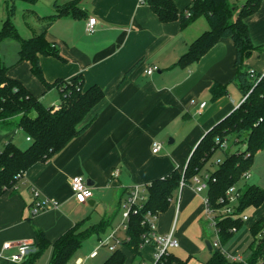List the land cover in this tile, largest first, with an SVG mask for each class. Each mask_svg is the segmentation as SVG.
Listing matches in <instances>:
<instances>
[{
	"label": "crops",
	"instance_id": "obj_1",
	"mask_svg": "<svg viewBox=\"0 0 264 264\" xmlns=\"http://www.w3.org/2000/svg\"><path fill=\"white\" fill-rule=\"evenodd\" d=\"M74 1L85 12L83 18L66 16L47 26L45 18L58 12L56 5ZM17 2H21L18 13L26 19L22 24L14 21L21 37L31 39L46 28V39L57 46L65 60L40 56L46 81L52 84L82 75L86 89L97 85L105 97L80 125L82 132L62 152L35 164L19 178L14 191L0 199V264H22L12 259L19 243L30 242L37 248V232L41 231L53 245L71 229L82 225L92 212L103 213L93 226L104 220L110 224L100 236L107 235L108 230L109 237L117 230L118 237L124 231L119 228L123 217L117 227L113 226L131 190L139 187L147 191L154 181L166 178L173 171L184 172L204 135L244 99L233 82L236 47L232 40H220L190 67L177 64L192 43L210 29L206 18L202 25H195L203 19L200 18L182 29L178 21L160 22L145 0H55L52 5L41 0L36 4ZM175 2L181 11L189 4V0ZM89 18L98 22L93 35L86 31ZM6 19L5 6L0 13V29ZM245 22L255 47L245 65L261 74L264 72V1L259 11ZM19 51L20 45L13 40L0 44V58L8 68V76L20 81L46 107L57 108L61 103L59 89L47 90L32 74L31 63L18 61ZM153 66L159 70L148 75L146 71ZM215 84L227 87L228 91V95L217 101L213 100L211 90ZM202 104L205 107L201 109ZM20 132L24 133L16 127L1 129L0 147L8 142L17 144L14 137ZM27 139L26 136V142L30 143ZM168 139L166 146L164 142ZM154 142L162 144L157 154L153 153ZM208 164L200 176L212 174L219 165L211 164L209 168ZM250 172L249 181L237 185L244 189L245 184H253L264 190V150L256 155ZM76 176L93 183L94 197L87 204L77 203L73 196L71 180ZM36 193L40 200H55L59 206L34 215ZM206 198L207 190L196 191L192 182L180 189L166 212L157 215V232L166 235L174 229L179 243L170 250L171 264H205L210 259L213 249L209 251L206 242L212 236V223ZM261 219H264V204L257 209L249 230ZM98 238L101 242V237ZM6 243L12 246L4 249ZM205 249L209 254L201 261L198 256L205 255ZM94 251L99 252V247ZM127 254L126 264H153L155 249L144 246L138 258ZM225 255L230 260L243 261L236 253Z\"/></svg>",
	"mask_w": 264,
	"mask_h": 264
},
{
	"label": "trees",
	"instance_id": "obj_2",
	"mask_svg": "<svg viewBox=\"0 0 264 264\" xmlns=\"http://www.w3.org/2000/svg\"><path fill=\"white\" fill-rule=\"evenodd\" d=\"M17 1L29 4L38 2L10 0L12 8H7V19L0 29V44L5 40L17 42L20 45L18 61L30 62L32 74L47 90L58 88L61 103L57 108L46 107L20 81L8 76V68L0 58V130L16 127L31 138L27 148H21L14 142L4 144L0 153V199L7 192L14 191L19 176L23 177L35 164L46 162L62 152L82 132L80 125L105 97L104 91L97 85L86 89L82 75L70 81L57 80L52 84L46 81L40 56L54 57L63 62L65 60L57 46L46 39V28L31 39L21 37L12 20ZM263 1L245 0L240 4L239 0H189L187 7L181 11L175 0H145L164 24L178 21L181 28L186 29L200 18L208 21L210 29L192 43L189 51L178 60V66L190 67L199 62L220 40H232L236 47V76L233 82L243 97L249 96L204 135L193 150L184 172L175 170L166 178L156 180L147 187L148 200L136 213L132 212L122 246L113 251L103 264H126L127 253L134 258L140 257L143 237L149 232L145 224L147 214L159 215L166 212L180 189L192 183L196 176H200L216 153H223L225 158L211 174L207 192L212 208L218 211L222 208L219 200L225 197L231 187L243 182V176L251 170L256 155L264 150V77L251 78L250 69L245 65V60L255 51L245 21L259 11ZM56 8V14L45 18L47 26L66 16L74 19L85 16L76 1L56 5ZM131 71L124 76L120 85ZM211 90L214 101L228 95L227 87L219 84H215ZM231 140L236 146L233 151H230ZM263 204L264 190L253 184H245L235 212L237 217H216L220 245L213 247L212 255L205 264H258L264 259V235L260 237L264 229V219L250 229L253 239L249 246L250 259L246 262L230 260L222 251V247L243 227L245 221L242 216L246 210L258 209ZM109 226L108 220H104L84 231L81 230L82 225L71 229L53 244L50 264H70L87 239L94 235L100 237ZM37 238L36 251L22 264H34L49 247L50 242L43 232L38 231ZM171 262L168 254L158 264Z\"/></svg>",
	"mask_w": 264,
	"mask_h": 264
},
{
	"label": "built area",
	"instance_id": "obj_3",
	"mask_svg": "<svg viewBox=\"0 0 264 264\" xmlns=\"http://www.w3.org/2000/svg\"><path fill=\"white\" fill-rule=\"evenodd\" d=\"M236 1V0H233ZM97 19L96 18H89L86 23V31L88 34L93 35L97 31ZM159 68L157 66L150 67L146 73L148 75H152L153 73L157 72ZM249 75L251 78H263L264 72L259 74L256 73L255 70L250 69ZM249 95L244 97L242 103L248 98ZM205 107V104L201 105V109ZM28 141H31V138L28 137ZM162 144L158 142L153 143V153L157 154L161 151ZM19 178H21L19 176ZM251 178V172H247L243 176V182L249 181ZM211 179V174H207L204 176H196L193 179V183L196 185V191H205L208 189V182ZM183 186V185H182ZM71 189L73 196L77 203L79 204H87L89 200H91L94 197V193L92 188L88 185L87 180L81 176L73 177L71 180ZM243 194V188L239 185H234L231 187L227 192L224 198H221L219 200V203L222 205V208L218 211L216 209H213L210 203L209 198L205 199V204L207 208V213L211 217V223L213 227L216 230L217 235V216H223V217H233L236 218L235 215L236 208L239 204V200ZM148 200L147 191L145 189H141L139 187H134L130 195L127 197V200L122 205V217H123V223L119 227L120 229L127 231V223L130 219V216L132 212L136 213L139 209H141ZM34 209L32 213L34 215L43 212L49 208H57L59 206V202L51 199H45L40 200L39 194L36 193V200L33 204ZM157 218L158 216L156 214L148 213L146 216L145 224L149 228V232L147 235H144V246H151L155 249L154 254V262L153 264H158L168 256L171 249L177 248L179 246L178 241L174 237V229L166 235H161L157 232ZM243 221H247V216H242ZM264 235V229L262 233L260 234V237ZM123 240H120L119 237H117V230H114L109 237L105 241L100 242L101 247H108V249L113 252L116 251L119 247L122 246ZM220 245L219 240L215 243V246L218 247ZM11 243H6L4 245V249H9L11 247ZM36 251V248L33 243L30 242H21L17 246V253L13 255L12 259L16 262L23 263L28 257H30L34 252ZM98 254L97 251H94L91 254V257L94 258ZM235 260V259H232ZM77 264H84L82 260L78 261ZM145 264V263H141ZM247 264V263H246ZM258 264H264V259L260 260Z\"/></svg>",
	"mask_w": 264,
	"mask_h": 264
},
{
	"label": "rangeland",
	"instance_id": "obj_4",
	"mask_svg": "<svg viewBox=\"0 0 264 264\" xmlns=\"http://www.w3.org/2000/svg\"><path fill=\"white\" fill-rule=\"evenodd\" d=\"M43 3L47 4V5H52L54 4L55 0H41ZM185 1V0H184ZM244 1V0H243ZM242 0L240 2V4H242L241 2H243ZM20 3L21 2H16V10L15 13L12 15V20L14 21H25L26 19L24 18L23 15H21L20 13H18L20 11ZM177 4L178 0H177ZM12 8V4L10 2V0H0V13L3 10V7L5 8ZM19 10V11H18ZM29 17H27L28 19ZM18 21V22H19ZM205 19H200L195 25L199 26L204 24ZM264 50V47H263ZM15 142L17 144H19L20 146H22V148H25L29 145L28 142H26V134L20 132L18 133L15 137ZM169 141L170 139L166 140L164 142V145L169 146ZM4 144V143H3ZM3 144L0 147V150H2L3 148ZM236 146L233 145V140L230 141V151H233V149ZM223 155L221 153H217V155L215 156L214 160H212L209 164L208 167L210 168L211 164H216V166L221 163L223 161ZM256 158V157H255ZM215 167V166H214ZM250 183V182H249ZM257 209L255 208H249L248 210H246L245 215L247 217L250 218V221H246L244 222L243 227L241 228L240 231H238L234 237L227 243L225 244V246L222 247V251L225 253H236L237 255L241 256L243 261H247L248 259H250L251 257V252L249 250V246L251 244V240H252V236L250 233V225L252 224V222L254 221V216L256 214ZM122 213V212H121ZM121 213H118L117 215V220L114 224V228L118 226V224L121 221L122 215ZM101 214H103L100 211L97 212H92L89 213L85 218H87V220L82 223V227L81 230H87L89 228H91V226H93L94 224L98 223L101 219ZM162 220V217H161ZM212 225V224H211ZM172 226V223H171ZM212 227V232H211V238L209 239V242L211 243L212 246H215V243L218 241L217 239V235H216V231L213 227ZM107 235H108V230H107ZM104 235V236H100L102 241H105L108 236ZM118 237L120 240L124 239L125 237V231H120L118 233ZM99 247V252L97 257L95 258H91V253L97 248ZM53 245H49V247L38 257V259L36 260V262L34 264H50L51 259H52V254H53ZM147 249H144V252H146ZM205 255H199L198 259L199 260H205L207 254H209L208 250L205 249ZM111 251L108 249V247H101L100 246V240L98 238V236L94 235L92 237H90L89 239H87L81 246V248L76 252V254L74 255V257L71 259L70 264H77L78 260L81 258L82 261L84 262V264H103V262H105V260L108 259V257L111 255Z\"/></svg>",
	"mask_w": 264,
	"mask_h": 264
},
{
	"label": "water",
	"instance_id": "obj_5",
	"mask_svg": "<svg viewBox=\"0 0 264 264\" xmlns=\"http://www.w3.org/2000/svg\"><path fill=\"white\" fill-rule=\"evenodd\" d=\"M87 183H88V185L90 187L93 186V183L90 180H87ZM206 246H207V248H208L209 251H212L213 247H212V245L210 244L209 241L206 242Z\"/></svg>",
	"mask_w": 264,
	"mask_h": 264
}]
</instances>
